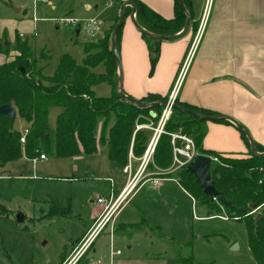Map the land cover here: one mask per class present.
<instances>
[{
    "label": "rangeland",
    "instance_id": "374dc122",
    "mask_svg": "<svg viewBox=\"0 0 264 264\" xmlns=\"http://www.w3.org/2000/svg\"><path fill=\"white\" fill-rule=\"evenodd\" d=\"M25 1L20 6L18 0H0V44L8 42L0 63L18 55L13 44L19 34L33 49L37 72L42 69L43 75L53 76L65 56L81 65L90 34L81 28L77 33L76 27L61 19H75L81 25L85 20L77 11L82 5L70 1L51 13L49 6L39 4L48 13L35 15L32 0ZM105 2H100L102 13L97 17L102 22L113 12ZM93 72L104 73L105 66L100 64ZM93 89L97 97L112 96L108 83ZM62 111L60 107L49 109L52 131ZM27 127L17 115L13 128L22 133ZM144 131L152 135L149 129ZM22 154L0 167V264H65L79 249L78 240L82 241L87 229L105 217L98 199H110L115 189L110 179L120 190L128 179L122 173L125 167L108 160L106 145H99L95 154L71 158L47 155L41 160ZM148 168L145 174L159 172ZM177 172L158 188L151 182L138 183L75 264H182L183 260L186 264H257L245 223L226 214L210 215L206 207L196 205L177 182ZM118 194L115 191V198ZM18 213L24 215L21 222Z\"/></svg>",
    "mask_w": 264,
    "mask_h": 264
},
{
    "label": "trees",
    "instance_id": "16d2710c",
    "mask_svg": "<svg viewBox=\"0 0 264 264\" xmlns=\"http://www.w3.org/2000/svg\"><path fill=\"white\" fill-rule=\"evenodd\" d=\"M121 6L124 0H116ZM135 4V19L146 31L162 36L180 33L186 23V14L179 0L174 2V16L166 19L149 8L140 0H128ZM184 4L192 13L188 0ZM132 8H125V18ZM106 29L102 37L89 40L84 44L83 60L77 65L70 57L61 59L58 70L53 76H45L42 69L34 65V52L27 41L16 36L13 46L18 55L11 61L0 63V106L10 104L20 117L28 123L25 143H21L22 133L13 128L10 118L0 116V167L22 157V151L29 159L41 155L71 158L95 154L98 146H107L108 160L123 169L134 157H141L146 149L149 136L144 129L137 130L136 121L140 116L149 117L151 112L160 114L162 106L149 104L165 102L167 96L149 93L134 104L123 99L118 92V64L111 49V34L118 22ZM124 23L116 34V48L120 51V42ZM81 25L76 26L80 30ZM196 31L197 24H191ZM148 43L152 62L155 63L159 50V40L141 33ZM7 44H0V54ZM120 54V53H119ZM105 66V72L96 74L93 69ZM21 69H24L22 73ZM112 86L111 97H97L93 87L99 83ZM131 97V96H129ZM132 98V97H131ZM182 108L208 116H219L211 110L189 106L176 101ZM63 109L58 116L56 128L52 131L48 125L49 109ZM156 120V119H155ZM205 120L193 118L174 110L167 123L169 133L181 130L193 137L198 154L216 157L213 162L211 178L216 189L221 192L229 205L211 200L204 194L195 177L182 168L177 172V182L194 198L196 205L204 206L208 213L226 214L230 219L243 221L249 239V248L257 264H264V218L255 223L258 213L264 214V156L255 155L251 150L248 137L239 131L243 143L248 149L244 156L227 155L203 146ZM217 123L233 125L226 120ZM246 130V129H245ZM247 131V130H246ZM171 137L164 134L155 148L153 163L148 167L166 170L172 164ZM258 153L264 152V146L255 142ZM170 176V175H169ZM255 205L256 209H251ZM183 260L182 264H186Z\"/></svg>",
    "mask_w": 264,
    "mask_h": 264
},
{
    "label": "crops",
    "instance_id": "0c3cea01",
    "mask_svg": "<svg viewBox=\"0 0 264 264\" xmlns=\"http://www.w3.org/2000/svg\"><path fill=\"white\" fill-rule=\"evenodd\" d=\"M18 1L20 6L26 3L25 0ZM101 1L32 0V3L36 6L33 10L35 15L48 13L41 11L39 4L42 7L49 6L51 13L63 9L67 2L81 4L82 9L77 11L81 20H96L100 23L96 37L88 35L93 40L102 36L120 14L119 3L106 0V7L113 12L108 20L99 21L97 17L102 13ZM140 1L166 19L174 16L175 0ZM208 1L188 0L192 8L188 31L175 40H159L156 44L159 55L155 63L152 62L148 43L132 23L130 15L125 18L119 51L125 94L138 100L149 93L168 96ZM209 5L206 28L181 84L177 100L234 119L255 142L264 146V0H210ZM191 24H197L196 31H193ZM81 25V29L89 34L88 28L83 23ZM204 129L205 149L236 156L248 153L234 124L206 121ZM141 157L130 158L131 172L136 168L131 177L137 173ZM127 180L125 178L120 190L113 181L115 189L112 188V191L120 193ZM64 260L65 257L62 258Z\"/></svg>",
    "mask_w": 264,
    "mask_h": 264
},
{
    "label": "built area",
    "instance_id": "2783aa9c",
    "mask_svg": "<svg viewBox=\"0 0 264 264\" xmlns=\"http://www.w3.org/2000/svg\"><path fill=\"white\" fill-rule=\"evenodd\" d=\"M210 0L207 2V5L204 9L202 18L199 22L198 29L196 31L195 37L189 47L187 55L184 59V62L181 66L178 76L176 77L173 86L171 88L170 93L165 100V105L162 107L161 113L158 115L154 112L150 113V116L147 117L150 121V125H142L137 126V130L139 129H149L152 131L151 138L147 143L146 149L141 157V162L137 173L133 177H129L126 181L125 186L120 191L118 196L115 198L114 191H111L110 199L107 201L106 199L99 198L98 203L103 207L105 212V217L102 218L98 223H95L94 226H91L88 229L87 233L80 240L79 249L76 250L73 256H70L69 259L65 262V264H75L77 260L81 257V255L88 249L93 240L97 237V235L101 232V229L106 224L107 220L111 217V215L119 209L125 202L128 201L129 196L131 195L134 188L140 184L141 182H151L153 187L158 188L161 183L165 180H168L167 176L175 173L182 168H188V166L195 160V158L199 155L197 151V147L193 137L188 134L183 133L181 130L176 132L169 133L166 131V126L170 117L174 111V104L177 101V96L181 87V84L185 78L186 72L191 64V61L194 57L196 48L203 36L204 30L207 25L208 17H209V5ZM61 22H64L67 25H72L76 27L78 25L77 20L66 18L61 19ZM83 25L88 28L89 34L91 37H96V31L100 28V23L96 20H88L84 21ZM156 119V120H155ZM28 133V128H26L22 132V137L20 139L21 143H25V138ZM164 134H167L171 137V147H172V164L166 170H159V172L145 174L147 170H149L148 166L153 162V156L155 152V148L160 140V137ZM132 157V153H130V158ZM212 163L218 162L216 157H211ZM41 160H45L46 157L41 155L39 157ZM124 172L128 175L131 173V166L128 164L124 168ZM150 173V172H149ZM143 180V181H142ZM111 186L113 187L114 182L110 179ZM114 256V252L111 253Z\"/></svg>",
    "mask_w": 264,
    "mask_h": 264
},
{
    "label": "water",
    "instance_id": "95a60500",
    "mask_svg": "<svg viewBox=\"0 0 264 264\" xmlns=\"http://www.w3.org/2000/svg\"><path fill=\"white\" fill-rule=\"evenodd\" d=\"M183 10L185 11L186 14V23H185V27L184 29L176 34V35H172V36H162V35H156L153 33H150L146 30H144L136 21L135 19V12H136V6L133 2L131 1H126L124 2L121 6H120V14H119V19L118 22L111 34V49L114 53V55L116 56L117 59V64H118V92L120 94V96L131 102L134 104H144V102H141L138 99H134L129 97L127 94H125L124 89H123V75H122V64H121V57L119 52L117 51L116 48V34L119 30V28L121 27V25L124 23L125 21V8L127 6H130L132 8V12L130 14V18L132 23L134 24V26L143 34L154 38L156 40H175L180 38L184 33H186L190 27V22H191V14L188 10V8L186 7V5L184 4L183 0H179ZM77 33H79V30H77ZM6 44H8V42H6ZM22 73H24V69H21ZM166 103L165 102H161V103H153V104H149V106L151 107H155V106H164ZM174 110H178L180 112H182L183 114L193 117V118H199L205 121H220V120H226L229 121L231 123H233L240 131H242L250 140L251 143V150L252 153L255 155H261L264 156V152L263 153H258L255 147V143L254 140L252 139V137L250 136V134L248 133V131H246L241 125H239L234 119L227 117V116H208V115H203V114H199L195 111L192 110H188L185 108H182L179 104L175 103L174 104ZM17 110L10 104H3L0 106V116H5L10 118L11 122L14 123L16 118H17ZM151 121L144 117V116H140L137 121H136V126H142V125H150ZM212 158L210 156L207 155H201L199 154L195 160L188 166L187 170L189 173H191L196 181L199 183L200 187L202 188L203 192L205 195H207L211 200H218L221 204L223 205H229V203H227V201L225 200L223 194L221 192H219L215 185L214 182L212 181L211 178V167H212ZM251 209H256L255 205H251ZM211 215V212H210ZM264 218V214L258 213L255 216V223L257 224L259 222L260 219ZM17 220L18 222H21L24 220V215L22 213H18L17 214Z\"/></svg>",
    "mask_w": 264,
    "mask_h": 264
},
{
    "label": "flooded vegetation",
    "instance_id": "af4514ba",
    "mask_svg": "<svg viewBox=\"0 0 264 264\" xmlns=\"http://www.w3.org/2000/svg\"><path fill=\"white\" fill-rule=\"evenodd\" d=\"M68 260V259H67Z\"/></svg>",
    "mask_w": 264,
    "mask_h": 264
}]
</instances>
